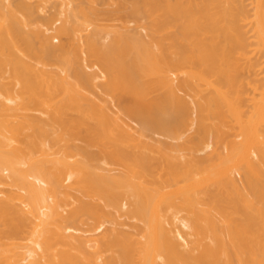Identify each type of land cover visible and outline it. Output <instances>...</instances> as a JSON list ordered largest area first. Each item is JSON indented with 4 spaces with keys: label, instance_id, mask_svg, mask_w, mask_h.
Masks as SVG:
<instances>
[{
    "label": "bare ground",
    "instance_id": "bare-ground-1",
    "mask_svg": "<svg viewBox=\"0 0 264 264\" xmlns=\"http://www.w3.org/2000/svg\"><path fill=\"white\" fill-rule=\"evenodd\" d=\"M8 1L0 264H264V0H120L148 38L88 41L92 72ZM189 122L185 160L153 136Z\"/></svg>",
    "mask_w": 264,
    "mask_h": 264
},
{
    "label": "rangeland",
    "instance_id": "rangeland-1",
    "mask_svg": "<svg viewBox=\"0 0 264 264\" xmlns=\"http://www.w3.org/2000/svg\"><path fill=\"white\" fill-rule=\"evenodd\" d=\"M8 2H11L12 7L14 6L13 9H16V7L18 6H21V10L22 8H26L23 6H27L29 7V9H31L32 12L29 10V13H31V15L25 12L28 15L26 17H28L27 19H29V22L31 20V25H29L31 26L32 30L29 29V35L31 34V31H34L33 28H36L38 30L43 29L45 30L46 34L53 36L56 31H53L52 29L55 26L57 27L61 23V19L59 18H67V30L69 31L68 34H65L61 40H59L60 38H54L53 41L55 42V44L58 45L62 41L66 47L65 50L68 53H72L75 49L83 51V56H86L88 58V63L92 64V68L87 69L89 72H92L93 69V71L98 70V67L93 65L95 64L96 60L89 54L90 43H88V41L91 42L95 40L94 42H97L98 46L102 48L111 45L112 36H114V34H140L141 36H143L144 39L148 38V33L145 29L137 30L135 22L127 18L121 12L120 0H11ZM26 4H28L29 6ZM91 7L95 8L97 12L100 13V15L91 26L87 27L88 29L86 28V30L83 27L85 22L83 20L81 10H89L91 9ZM21 13L19 12L20 15L23 14ZM25 15H23L24 18ZM57 19H59V21H57L58 23H55ZM124 24L128 25L127 29L124 28ZM82 27L84 28V30H81ZM31 35L33 36L35 34L32 33ZM34 41L37 45H39L37 38L36 40L34 39ZM100 93L102 94V96L108 99V104L113 110L119 112L122 116L126 115L123 111L119 109V106L115 100L108 97L103 91H100ZM126 119L131 123L134 128L140 129V126L137 122L131 120L128 117H126ZM153 136L161 142L160 144H165L164 146H169L165 141L171 143L173 148L176 150L175 154L180 156L183 160L188 157L187 148L189 146H192L194 143L198 142L197 130L195 126L191 125L190 122L186 127L179 130L178 138L167 139L161 134H153ZM6 175L7 172L5 171L4 176ZM238 177L241 178L240 176ZM122 221L126 224L123 227L127 230L130 229V226L127 223H131L132 221L124 218L122 219ZM103 228L104 227L99 229V231H101Z\"/></svg>",
    "mask_w": 264,
    "mask_h": 264
}]
</instances>
